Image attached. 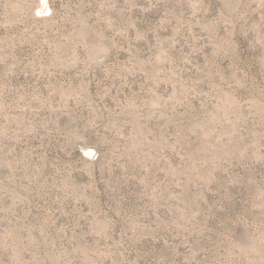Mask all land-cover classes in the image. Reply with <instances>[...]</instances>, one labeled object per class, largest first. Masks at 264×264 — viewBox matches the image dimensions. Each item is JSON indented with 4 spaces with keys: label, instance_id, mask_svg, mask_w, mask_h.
I'll use <instances>...</instances> for the list:
<instances>
[{
    "label": "rangeland",
    "instance_id": "374dc122",
    "mask_svg": "<svg viewBox=\"0 0 264 264\" xmlns=\"http://www.w3.org/2000/svg\"><path fill=\"white\" fill-rule=\"evenodd\" d=\"M0 264H264V0H0Z\"/></svg>",
    "mask_w": 264,
    "mask_h": 264
}]
</instances>
